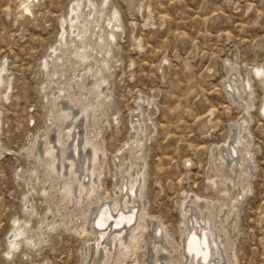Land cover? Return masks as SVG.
<instances>
[{"label":"rangeland","instance_id":"obj_1","mask_svg":"<svg viewBox=\"0 0 264 264\" xmlns=\"http://www.w3.org/2000/svg\"><path fill=\"white\" fill-rule=\"evenodd\" d=\"M22 1L33 4V12L22 15ZM77 1L0 0V69L6 68L0 88V264H85V249L96 241L90 224V234L80 232L83 218L75 206L77 217L65 214L66 225L45 227L37 245L21 239L12 253L9 246L15 220L29 222L32 233L54 219L51 209L60 220L61 194L43 190L46 167L38 158L44 148L39 137L52 130L55 139L56 109L73 106L62 96L74 70L69 60L59 59L60 64L61 51L55 49L64 29L65 39H72L70 9ZM90 2L103 13L100 25L108 48L107 99L95 126L106 154L97 166L103 172L100 201L111 205L116 162L126 149H134L133 122L141 118L144 190L134 209L146 213L145 225L160 224L159 239L185 252L184 203L198 197L226 202L229 261L210 221L217 246L211 244L208 264H264V69L261 77L255 70L264 67V0H85V5ZM116 12L121 26L111 36ZM231 74L242 86L250 79L240 99L226 88ZM245 116L250 117L243 134L251 170L243 198L231 203L224 195L231 183L223 182L230 171L218 169L214 148L235 141ZM26 197L32 199L27 206ZM150 234L143 231V251ZM141 256L139 251L134 258Z\"/></svg>","mask_w":264,"mask_h":264},{"label":"bare ground","instance_id":"obj_2","mask_svg":"<svg viewBox=\"0 0 264 264\" xmlns=\"http://www.w3.org/2000/svg\"><path fill=\"white\" fill-rule=\"evenodd\" d=\"M26 2H21L20 13L22 15L32 11L33 2L32 5ZM102 14V11L98 10L94 3L90 2L86 6L85 0L75 2L71 6L69 17L74 29L72 39L70 41L65 39L66 30L64 29L58 48L55 49V51L57 49L61 51L56 59L63 63L69 60L71 68L74 70V78L66 86L62 96L66 97L73 106L56 109L54 116L56 138H51L52 130L40 135L39 138L43 139L44 148L43 154H39L38 158H41V162H44L46 167L44 193L47 194L49 189H55L54 194L56 192L61 194L64 205L57 208V211L60 212V220H56V214L51 209L54 219L44 222L39 231L34 233H32L33 228L29 222L26 221V224H22L15 220V228L10 237V253L19 247L21 239H25L27 244L37 245L45 227L54 224L66 225L67 222L62 216L68 214L73 220L77 214H75V209L71 208L79 206L81 212L78 214L83 218L80 222V232L90 234L91 231L88 227L90 224L93 234L96 236V241L85 249V264H127L128 259L136 261V264H208L211 258V244L216 245L208 231L210 221L216 232L214 234L217 238V245L222 249L221 252L226 258L228 256L226 247L228 232L226 230L230 223L229 212H224L225 207H228L226 202L220 205L215 202L201 201L198 197V201L195 198L190 199L189 205L184 203L185 220L182 234L185 238L186 251L180 253L173 249L166 240L163 242L160 240L162 238L158 236L160 235L158 230L160 224L155 226V222H152L147 227L145 225L146 213L143 209H140L138 214L135 211L134 207L140 202L144 190L143 165L139 156L142 139L140 131L143 130L141 118L136 119L137 122H133L134 149L130 147L126 149L129 152L123 153L119 162H116L115 178L118 183L111 205H105L103 200L100 201L101 198L97 194L102 188L99 181L103 172L97 166H99L101 154H106L98 141L99 132H96L95 126L104 115L107 99L106 91L103 90L107 82L104 70L108 64V48L100 25ZM114 18L115 21L110 20L111 36H115L114 31L121 26L117 12ZM96 22L98 23L96 24ZM65 23L66 19H63L62 25L64 26ZM5 69H0V88L3 82L5 83ZM263 69V66L255 68L259 77L262 76ZM243 86L251 87L249 78L245 79ZM243 86L233 74L226 82V88L230 95L238 99L241 98L240 93ZM260 110L264 115V101ZM249 119L250 117L245 116L241 120L238 133H234L237 134L235 141L226 143L225 149L223 147L214 148L215 160L220 166L218 169L223 172L230 171L223 182L230 181L231 183L224 194L230 196L231 203L238 202L247 191L243 183L250 176L251 152L247 148L248 137L243 134V131L247 129L246 125ZM80 122L83 123V127L79 124ZM133 150H136L135 156L132 153ZM236 155L239 157L236 158ZM214 185H217L216 181H214ZM231 191H233L232 195ZM24 201L27 206L32 202V199L26 197ZM194 206L197 209H194ZM30 208V213H34L36 208L33 203ZM134 222H136L135 225H133ZM131 225L133 226L130 227ZM194 228L195 231H193ZM146 229L151 231V241L148 242L149 247L145 248L144 246L143 251L142 242L143 236H145L143 231ZM29 232L31 235H28ZM166 236L167 234L163 237ZM139 251L142 252V256L137 261L134 255L138 258ZM211 264L226 263L214 262Z\"/></svg>","mask_w":264,"mask_h":264}]
</instances>
